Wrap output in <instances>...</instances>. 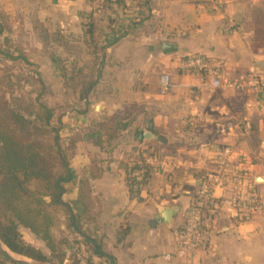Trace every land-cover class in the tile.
Masks as SVG:
<instances>
[{
  "label": "crops",
  "instance_id": "obj_1",
  "mask_svg": "<svg viewBox=\"0 0 264 264\" xmlns=\"http://www.w3.org/2000/svg\"><path fill=\"white\" fill-rule=\"evenodd\" d=\"M42 1L0 0L5 27L0 39L16 31L32 34L33 18L48 20ZM47 1L56 8V30L66 40L58 45L63 64H103L86 113L80 112L86 110L83 102L73 113L62 107L61 138L81 136L100 123L126 126L120 140H103L104 147L94 140L66 144L72 180L62 201L79 218L78 228L70 230L57 210L55 228L68 241L67 256L81 254L90 264H264V181H258L264 178V97L247 87L212 88L209 73L183 67L188 56L202 55L220 64L225 79H247L252 68L264 77V0H121L110 7L91 0ZM22 42L27 47L26 37ZM164 74L171 79L165 92ZM146 130L166 142H143ZM226 146L252 161L250 178L262 206L254 213L240 211L218 191L206 212L213 230L207 249L192 258L173 255L176 230L201 180L213 170L216 151ZM151 156L174 159V165H146L129 185L128 169L140 168ZM168 207L179 209L171 224H153ZM22 233L47 252L29 230ZM94 243L103 255L95 253ZM4 247L0 261L4 253L32 264Z\"/></svg>",
  "mask_w": 264,
  "mask_h": 264
},
{
  "label": "trees",
  "instance_id": "obj_2",
  "mask_svg": "<svg viewBox=\"0 0 264 264\" xmlns=\"http://www.w3.org/2000/svg\"><path fill=\"white\" fill-rule=\"evenodd\" d=\"M114 4L120 5L122 1L104 0L102 7ZM4 30L5 27L1 26L0 35ZM33 32L62 79L71 82L78 101L85 103L86 110L80 112L86 113L99 84L103 64L90 68L87 64L84 67L64 65L57 54L58 45L66 43L63 36L57 30L53 32L39 19L33 21ZM3 38L6 44H12L11 38ZM2 51L0 46V53ZM87 67L89 70L86 72ZM54 116V109L41 102L39 96L35 102L26 103L17 98L13 104L0 98V241L12 252L31 259L32 264H78L76 254L67 256L65 246L68 241L57 238L54 233L57 223L55 210L63 211L68 229L76 230L79 222L70 206L62 201L65 184L72 180V172L67 146L60 135L62 122L58 117V126H55ZM113 125L101 123L100 128H93L81 136L72 135L67 142L94 140L98 146L104 147L103 140H115L126 129L120 121ZM112 127L116 128L117 136L112 132L106 135L105 129L111 130ZM138 169V164L128 169L129 185L137 182L134 173ZM32 183H36V187H32ZM22 229L29 230L42 241L47 252L27 242ZM94 251L103 255L95 243ZM3 255L5 260L0 264H22Z\"/></svg>",
  "mask_w": 264,
  "mask_h": 264
},
{
  "label": "built area",
  "instance_id": "obj_3",
  "mask_svg": "<svg viewBox=\"0 0 264 264\" xmlns=\"http://www.w3.org/2000/svg\"><path fill=\"white\" fill-rule=\"evenodd\" d=\"M99 7L104 0H91ZM183 67L193 72L205 71L211 76L212 88H249L264 97V77L255 68L250 70L247 79L234 80L225 79L220 70V64L202 55L188 56ZM170 76L164 74L162 77L163 92L167 91L170 84ZM174 159L162 160L156 156L146 159L140 165L137 175L142 177L146 165L153 167H167L174 165ZM252 161L242 155L236 148L226 146L216 151L214 168L201 180L198 191L192 203L186 211L184 225L176 230L177 249L173 255L180 258H192L198 252L206 250L210 244L213 230L206 223V212L212 210L217 201V192L221 191L223 196H228L231 204L240 211L254 213L260 210L262 201L260 195L255 191L254 179L250 178ZM172 254H167L166 259H171ZM78 264H90L88 259L77 255Z\"/></svg>",
  "mask_w": 264,
  "mask_h": 264
},
{
  "label": "rangeland",
  "instance_id": "obj_4",
  "mask_svg": "<svg viewBox=\"0 0 264 264\" xmlns=\"http://www.w3.org/2000/svg\"><path fill=\"white\" fill-rule=\"evenodd\" d=\"M40 5V9L51 15L48 20L42 22L54 32L57 24L56 8L50 6L47 0L40 2ZM36 20L33 18V21ZM10 36L12 37H8L14 41L12 44H6L3 37L0 39V46L3 50L0 53V98L13 104V101L17 98L24 100L26 103L35 102L39 96L41 102L54 109L53 123L58 126L57 118L61 114L62 107H67L66 110L73 113L72 108L79 104L78 98L70 86L71 82H65L62 77H58L57 72L59 71L42 49L37 34L33 32L24 35L23 32L16 31L11 33ZM25 37L27 47L22 45ZM97 99L99 98L95 100ZM106 125L112 124L107 122ZM115 129L114 127L111 130L105 129L106 135H110L111 132L116 134ZM78 130L82 132L81 126L78 127ZM68 138L69 136L63 139L66 144ZM119 138L120 136L116 137L115 140H120ZM31 186L36 187V183H32ZM57 213V210H55L56 217ZM54 231L61 239L62 231L59 228H55Z\"/></svg>",
  "mask_w": 264,
  "mask_h": 264
},
{
  "label": "water",
  "instance_id": "obj_5",
  "mask_svg": "<svg viewBox=\"0 0 264 264\" xmlns=\"http://www.w3.org/2000/svg\"><path fill=\"white\" fill-rule=\"evenodd\" d=\"M142 140L143 142H152V141H159L161 143L166 142L163 138H159L153 132L147 130L143 132ZM258 181H264V178L262 177L258 178ZM178 210H179L178 207L161 208L159 210V215L153 221V224H156V222L163 220L167 225H170L173 217L177 214ZM0 245H2L1 241H0ZM15 261L20 262L22 264H31L26 260H15Z\"/></svg>",
  "mask_w": 264,
  "mask_h": 264
},
{
  "label": "bare ground",
  "instance_id": "obj_6",
  "mask_svg": "<svg viewBox=\"0 0 264 264\" xmlns=\"http://www.w3.org/2000/svg\"><path fill=\"white\" fill-rule=\"evenodd\" d=\"M5 248V247H4ZM5 250H8L7 248H5ZM9 252V251H8ZM10 254L14 257V258H22V257H19V256H17V255H15V254H13L12 252H10Z\"/></svg>",
  "mask_w": 264,
  "mask_h": 264
}]
</instances>
